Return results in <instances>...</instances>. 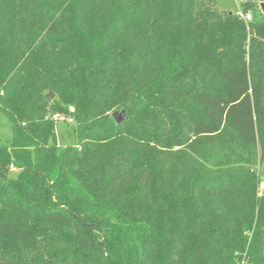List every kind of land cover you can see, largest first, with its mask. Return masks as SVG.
I'll use <instances>...</instances> for the list:
<instances>
[{"label":"trees","instance_id":"obj_1","mask_svg":"<svg viewBox=\"0 0 264 264\" xmlns=\"http://www.w3.org/2000/svg\"><path fill=\"white\" fill-rule=\"evenodd\" d=\"M239 1L0 0V264H264V0Z\"/></svg>","mask_w":264,"mask_h":264},{"label":"rangeland","instance_id":"obj_2","mask_svg":"<svg viewBox=\"0 0 264 264\" xmlns=\"http://www.w3.org/2000/svg\"><path fill=\"white\" fill-rule=\"evenodd\" d=\"M239 0H215V7L219 11H226V12H236L239 10ZM71 110V109H70ZM59 117L55 118V137L56 143L58 146L64 145H72L74 144V136H73V122L67 116L63 114H59ZM2 121V117H0ZM0 137L5 135L9 136V131L6 128L0 127Z\"/></svg>","mask_w":264,"mask_h":264},{"label":"water","instance_id":"obj_3","mask_svg":"<svg viewBox=\"0 0 264 264\" xmlns=\"http://www.w3.org/2000/svg\"><path fill=\"white\" fill-rule=\"evenodd\" d=\"M260 7L262 9V12H264V3H262ZM53 98H54V95L52 92H49L47 95H45V99L47 102H51ZM122 114H123V111H117L112 114V117L116 123H119L122 120Z\"/></svg>","mask_w":264,"mask_h":264},{"label":"built area","instance_id":"obj_4","mask_svg":"<svg viewBox=\"0 0 264 264\" xmlns=\"http://www.w3.org/2000/svg\"><path fill=\"white\" fill-rule=\"evenodd\" d=\"M242 1H247V0H242ZM237 15L240 16L244 21L248 22L251 20V14L247 13V14H243L241 13L240 10L237 11ZM59 117L58 115H56L55 118ZM259 188L260 190L264 189V186L262 183L259 184Z\"/></svg>","mask_w":264,"mask_h":264}]
</instances>
